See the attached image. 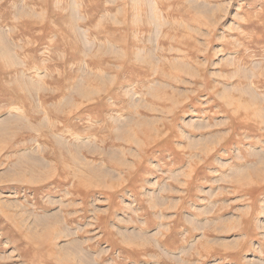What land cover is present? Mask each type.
Returning a JSON list of instances; mask_svg holds the SVG:
<instances>
[{
  "label": "rangeland",
  "instance_id": "rangeland-1",
  "mask_svg": "<svg viewBox=\"0 0 264 264\" xmlns=\"http://www.w3.org/2000/svg\"><path fill=\"white\" fill-rule=\"evenodd\" d=\"M84 262L264 264V0H0V264Z\"/></svg>",
  "mask_w": 264,
  "mask_h": 264
},
{
  "label": "bare ground",
  "instance_id": "bare-ground-1",
  "mask_svg": "<svg viewBox=\"0 0 264 264\" xmlns=\"http://www.w3.org/2000/svg\"><path fill=\"white\" fill-rule=\"evenodd\" d=\"M76 255V254H75ZM82 256V255H81ZM76 257V256H75ZM88 257V256H87ZM79 260V259H78ZM78 262V261H77ZM83 262V261H82ZM90 263V262H89ZM83 264V263H82ZM84 264H85V262H84Z\"/></svg>",
  "mask_w": 264,
  "mask_h": 264
}]
</instances>
